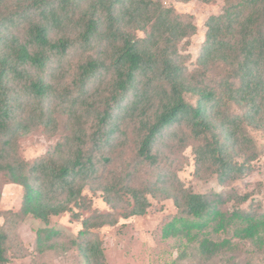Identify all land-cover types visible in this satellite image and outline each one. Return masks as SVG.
<instances>
[{"label": "trees", "instance_id": "trees-1", "mask_svg": "<svg viewBox=\"0 0 264 264\" xmlns=\"http://www.w3.org/2000/svg\"><path fill=\"white\" fill-rule=\"evenodd\" d=\"M222 1V12L206 22L199 68L188 72L178 44L197 26L163 0H0V183L24 188L12 221L31 216L42 222L38 255L74 248L83 264H107L93 229L116 223L111 213L83 218L77 238L51 225V218L66 212L80 218L73 205L91 207L83 191L99 175L101 160L108 162L96 151L121 114L123 122L135 121V170L157 164L154 146L168 128L182 131L197 170L216 173L221 183L243 175L259 157L251 129L264 130V0ZM15 22H24L22 41L9 30ZM79 51L85 57L75 67L65 62ZM53 55L74 70L63 87L29 71L45 70ZM60 116L67 117V134L53 152L24 158L22 138L38 127L56 129ZM90 125H96L92 133ZM122 189L134 201L125 216L146 213L145 193L174 199L178 213L163 235L180 239L182 257L192 249L207 260L224 255L232 264L243 252L250 257L247 245L264 251V212L240 208L246 196L231 210L232 195L196 192L162 173L143 190L119 181L112 194ZM10 248L9 233L0 229V264L10 261Z\"/></svg>", "mask_w": 264, "mask_h": 264}, {"label": "rangeland", "instance_id": "rangeland-1", "mask_svg": "<svg viewBox=\"0 0 264 264\" xmlns=\"http://www.w3.org/2000/svg\"><path fill=\"white\" fill-rule=\"evenodd\" d=\"M163 2L165 6L175 8L176 13L193 21L197 26L194 34L178 44L184 67L188 72H192L199 68L198 59L207 31L206 22L211 15L222 12L224 2L222 0L212 2L163 0ZM23 27L24 22H15L9 30L22 41ZM139 35L144 36V33L140 32ZM83 54V51H79L74 57L70 55L64 57V60L75 67L85 57ZM60 61L62 60L59 56L53 55L51 63L45 67V70L29 67V71L35 76L39 72L41 75L44 73L49 82L56 87H63L72 80L74 70L70 66L62 65ZM121 116L122 114L116 119L115 132L109 135L107 140L100 141L96 151L98 157L108 156L109 158L108 162L101 160L99 175L89 180L84 188L83 193L91 207L79 208L73 205L75 211L80 213V218L73 217L71 212H66L60 216H53L51 225L59 226L68 236L77 238L79 231L83 228V218L95 211L111 213L116 223L93 229L95 238L103 243L107 264H231L226 262L227 257L224 255L220 254L207 260L200 256V252L192 254V249L188 250L186 256H180L184 249L180 239L175 236L166 238L163 235L165 225L178 213V207L172 197L161 192L145 193L149 202L146 213L125 216L131 210L134 201L126 189L119 190V193L114 195L113 188L117 182L121 181L133 188L143 190L156 181L158 173H162L167 177L177 176L185 187L196 192L218 189L227 195H232L233 199L228 203V208L231 210L238 206L237 202L242 197L246 196L248 199L241 204L240 208L264 212V130L251 129L261 152L259 157L251 162L250 169L243 175L221 183L216 173L211 174L204 168L201 171L197 170L196 154L192 146L181 142L182 131L178 133V130L174 128L166 129L155 143L154 153L158 156L157 164L146 163L135 170L132 166L136 151L135 121L133 118L131 122L129 120L123 122ZM57 121L56 129L48 130L38 127L22 138L20 152L24 158L33 161L53 152L55 144L67 134L65 128L67 117L60 116ZM126 125H128L127 130H125ZM94 126L90 125V133L95 130ZM0 192L2 212L0 229L9 233L11 244L10 261L7 264H40L44 261L48 264L84 263L82 255L74 248L68 251L50 252L44 256L38 255L35 250V239L42 222L31 216L23 221L10 219L12 210L17 211L21 206L24 188L14 183H0ZM106 195L111 203L106 202ZM55 196L58 200L64 198V195L58 193ZM246 248L249 250L250 257L247 259L245 256L247 253L243 252V256L240 254L236 258L237 261L232 264H264V251H259L253 245H247Z\"/></svg>", "mask_w": 264, "mask_h": 264}]
</instances>
